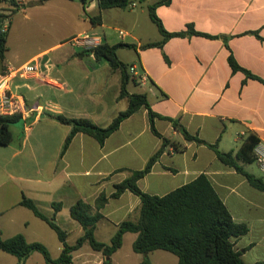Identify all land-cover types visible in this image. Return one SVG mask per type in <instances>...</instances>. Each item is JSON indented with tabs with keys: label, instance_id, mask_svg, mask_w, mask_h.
Segmentation results:
<instances>
[{
	"label": "crops",
	"instance_id": "crops-1",
	"mask_svg": "<svg viewBox=\"0 0 264 264\" xmlns=\"http://www.w3.org/2000/svg\"><path fill=\"white\" fill-rule=\"evenodd\" d=\"M15 1L25 10L65 1L81 9L89 22L100 15V25L90 22L89 29L78 34L89 32L109 45L135 46L119 48L116 54L137 79L128 83V92L145 94L153 112L177 120L178 126L222 153L235 154L249 135L264 143V84L241 71L233 72L228 64L231 55L240 68L264 81V0H170L167 5H157L154 13L168 34L192 28L199 35L171 37L159 47L143 49V45L163 40L148 15V8L160 0H145L147 8L140 10H136L139 0H131L125 9L106 10H99L95 1L84 6L79 0ZM88 12L92 13L89 17ZM106 19L118 26L112 30L123 33L118 34L119 42H113L104 32L99 34L100 29H111ZM5 31L8 33L7 28ZM8 42L7 35L4 72L35 61L39 73L16 77L10 83L11 91L22 97L28 114L22 127L10 128L11 143L0 146V238L21 234L29 243L43 244L57 259L62 247L56 234L18 204L22 195L47 217L53 215L51 204L60 203L62 209L55 221L66 232L67 243L73 245L83 231L63 213L78 200L92 205L100 194L110 195L114 185L129 176L127 171L117 170H142L160 148L161 140L151 132L147 110L140 108L122 121L102 146L78 133L60 155L70 127L52 116L85 118L99 127L107 126L116 114L117 103L123 101L127 108V100L118 99L121 74L106 62H97L92 53H83L89 48L81 45L72 54L50 56L52 47L15 60L9 56ZM123 51L131 53L124 60L120 57ZM131 86L139 91H132ZM154 127L178 151L171 145L165 147L150 172L137 182L139 189L161 197L205 175L232 220L248 228L245 235L233 240L234 250L241 253L244 264H264V193L223 165L214 151L186 141L170 122L155 119ZM240 165L250 173L245 165L251 164ZM257 169L259 175L250 174L264 181ZM139 209V199L130 192L109 199L101 210L103 218L96 224L95 239L108 244L117 225L136 221ZM60 217H64V225L59 224ZM126 238L133 244L136 234H124L122 246ZM122 246L111 256L112 264H119ZM1 253L0 264L17 263L15 257ZM148 256L150 264L178 263L175 255L162 250ZM141 259L133 252L122 264H140ZM25 264L45 263L39 253H33ZM72 264H102V255L83 244L72 253Z\"/></svg>",
	"mask_w": 264,
	"mask_h": 264
},
{
	"label": "trees",
	"instance_id": "trees-1",
	"mask_svg": "<svg viewBox=\"0 0 264 264\" xmlns=\"http://www.w3.org/2000/svg\"><path fill=\"white\" fill-rule=\"evenodd\" d=\"M4 1V0H0ZM45 0H41L42 3ZM83 6L90 1H95L99 10L125 9L131 0H79ZM143 2L145 0H139ZM13 7L10 17L13 16L21 6L15 0H9ZM170 0H160L148 8V15L152 23L157 27L163 40L159 43H151L141 48L159 47L171 37H183L186 35H199L192 28L185 33L168 34L154 13L155 6L167 5ZM94 25L101 24L100 15L90 18ZM7 31H3L0 22V69L2 74L6 70L5 54L7 52ZM119 48H132L134 45L116 44L109 45L102 41L98 46L83 51L92 53L97 62L104 61L113 71L121 74V85L118 99L127 100V108L119 112L105 127H99L85 118H68L63 115H54L52 118L59 124L70 127L62 145L60 155H63L76 134L82 133L93 138L99 146L114 133L121 122L137 112L140 108L147 110L151 132L161 140L160 148L148 159L142 170H127L129 176L122 182L114 185V191L110 195L100 194L94 203L88 204L82 200L76 201L68 210L70 218L77 222L82 228L83 234L73 245L66 241L67 234L55 221V216L62 209L60 203H52L53 215L45 216L36 204L22 195L19 205L30 210L35 217L45 222L54 231L61 252L57 259L50 256L48 249L41 243H29L21 234L14 235L8 239L0 238V251L16 258V264H25L28 257L33 253H39L45 264H72V253L87 244L94 252L102 255V264H112L111 256L122 246L123 235L126 233L136 234L132 244V251L142 256L140 264H150L149 253L162 250L177 257V264H244L241 253L234 250L233 240L247 233L245 224L236 223L227 210L226 206L218 197L212 185L205 175L200 174L191 182L178 187L164 196H152L142 192L137 182L145 177L165 147L171 145L174 151L178 148L170 144L169 140L162 137L154 127V120H164L178 129L183 138L197 145H204L214 151L216 158L225 166L232 168L236 173L242 175L247 183L254 189L264 193V181L246 172L240 165L255 163L253 148L258 140L249 135L241 143L238 151L233 154L218 151L215 145L206 144L197 136L189 134L182 126H178L177 120L160 116L152 111L145 94H130L127 90L129 82L136 83V78L129 74L126 64L122 63L116 54ZM228 64L233 72L241 71L248 78L256 79L264 84V81L253 76L248 71L240 68L230 55ZM22 120L21 116L0 117V146L4 147L11 143L12 133L10 128ZM124 192H130L140 201L139 215L136 221L125 220L117 225L116 232L108 244L99 242L94 237L97 222L103 218L101 210L109 199H118ZM262 264V263H260Z\"/></svg>",
	"mask_w": 264,
	"mask_h": 264
},
{
	"label": "rangeland",
	"instance_id": "rangeland-1",
	"mask_svg": "<svg viewBox=\"0 0 264 264\" xmlns=\"http://www.w3.org/2000/svg\"><path fill=\"white\" fill-rule=\"evenodd\" d=\"M136 4V10L146 9L148 5L146 1L141 3L136 2ZM60 5H62V7ZM12 9L13 7H11L9 0L0 2V21L2 22L3 28L8 29L9 56L15 60H21L26 54L39 52L52 47V53L50 56L78 52L79 48L74 39H81L84 34L78 33L89 29L90 27V22L86 19L83 11L81 9H74L72 5L65 1L51 2L43 9H19L10 17ZM87 14L88 17L92 15L91 12H88ZM107 20L108 19H106L105 23L106 25H111V29H100L99 34L101 35L104 32L111 36L113 42H119L117 30H112V28L118 26L109 23ZM85 33L91 35L89 32ZM127 42L131 41L127 40ZM130 55L131 53L127 51L120 53V57L123 60L127 59L126 57ZM130 89L134 92L139 91V88L134 89L132 86ZM115 108L116 116L119 112L126 109V105L122 101L117 103ZM13 126L20 127L18 125ZM4 155H6V153ZM257 168L258 167L255 164L245 165V169L254 175H259L260 173ZM262 174L264 178V173ZM17 175L18 174L16 173L14 176L18 177ZM63 214H65V217L69 216L67 211ZM63 219L64 217L59 218V224L64 225ZM0 254H2L1 251ZM127 254H133V251L132 242L126 238L123 241L122 249L117 257V263L122 264L124 261L123 259Z\"/></svg>",
	"mask_w": 264,
	"mask_h": 264
},
{
	"label": "built area",
	"instance_id": "built-area-1",
	"mask_svg": "<svg viewBox=\"0 0 264 264\" xmlns=\"http://www.w3.org/2000/svg\"><path fill=\"white\" fill-rule=\"evenodd\" d=\"M132 4L131 6H133ZM3 28V26H2ZM5 28H3V31ZM120 36L122 32H118ZM77 45L83 47L94 48L101 43L100 37L96 35H82L81 39H74ZM133 71V68H130ZM39 73V66L35 61L23 64L18 68H10L0 75V117L21 116L22 120L27 116L28 110L22 99L18 94H15L10 89L11 81L16 78H26L30 76H37ZM253 156L255 164L259 170L264 173V143L257 142L253 148Z\"/></svg>",
	"mask_w": 264,
	"mask_h": 264
},
{
	"label": "water",
	"instance_id": "water-1",
	"mask_svg": "<svg viewBox=\"0 0 264 264\" xmlns=\"http://www.w3.org/2000/svg\"><path fill=\"white\" fill-rule=\"evenodd\" d=\"M18 126H22L23 125V120H21L18 124H16Z\"/></svg>",
	"mask_w": 264,
	"mask_h": 264
}]
</instances>
